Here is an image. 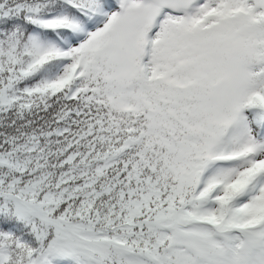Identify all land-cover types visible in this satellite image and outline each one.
<instances>
[{"label": "snow or ice", "instance_id": "6c2138e0", "mask_svg": "<svg viewBox=\"0 0 264 264\" xmlns=\"http://www.w3.org/2000/svg\"><path fill=\"white\" fill-rule=\"evenodd\" d=\"M0 264H264V0H0Z\"/></svg>", "mask_w": 264, "mask_h": 264}]
</instances>
